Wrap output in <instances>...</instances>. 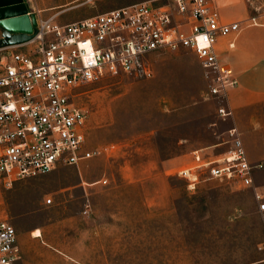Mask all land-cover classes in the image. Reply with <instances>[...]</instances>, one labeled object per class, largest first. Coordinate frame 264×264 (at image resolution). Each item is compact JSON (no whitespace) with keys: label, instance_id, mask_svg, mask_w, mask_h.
I'll return each instance as SVG.
<instances>
[{"label":"rangeland","instance_id":"1","mask_svg":"<svg viewBox=\"0 0 264 264\" xmlns=\"http://www.w3.org/2000/svg\"><path fill=\"white\" fill-rule=\"evenodd\" d=\"M139 2L167 0H25L60 24ZM152 65L150 79L109 76L77 91L88 112L87 148L100 155L1 189L18 234L15 264H264V211L254 190L264 195V169L254 188L202 179L190 189L178 175L194 150L227 151L234 127L251 162L263 161L264 99L223 120L191 50L153 54Z\"/></svg>","mask_w":264,"mask_h":264},{"label":"built area","instance_id":"2","mask_svg":"<svg viewBox=\"0 0 264 264\" xmlns=\"http://www.w3.org/2000/svg\"><path fill=\"white\" fill-rule=\"evenodd\" d=\"M243 1L253 14L234 22L222 20L217 0L139 2L68 24L58 23L57 15L44 19L28 10L36 19L34 39L0 47V191L17 180L49 174L59 166H78L100 155L87 148L88 112L76 104L77 91L109 76L150 79L153 54L191 50L207 84L206 96L220 101L219 117H233L229 91L239 80L220 59L218 43L262 25L264 19V0ZM30 44L34 46L28 52L12 51ZM228 135L227 151L207 157L194 150L180 169L178 175L190 189L202 179L254 188L255 172L264 169V160L250 161L237 127ZM254 190L264 211V195ZM20 258L17 230L0 203V264H15Z\"/></svg>","mask_w":264,"mask_h":264},{"label":"crops","instance_id":"3","mask_svg":"<svg viewBox=\"0 0 264 264\" xmlns=\"http://www.w3.org/2000/svg\"><path fill=\"white\" fill-rule=\"evenodd\" d=\"M217 6L226 22L240 21L249 16L243 0H217ZM230 8H235L236 13L227 17ZM230 43L234 44L233 48L229 47ZM217 49L220 59L234 69L239 80L238 87L229 91V106L239 115L254 100L264 99V23L220 39Z\"/></svg>","mask_w":264,"mask_h":264},{"label":"water","instance_id":"4","mask_svg":"<svg viewBox=\"0 0 264 264\" xmlns=\"http://www.w3.org/2000/svg\"><path fill=\"white\" fill-rule=\"evenodd\" d=\"M24 0H0V47H15L34 39L38 30L34 16L29 17Z\"/></svg>","mask_w":264,"mask_h":264},{"label":"bare ground","instance_id":"5","mask_svg":"<svg viewBox=\"0 0 264 264\" xmlns=\"http://www.w3.org/2000/svg\"><path fill=\"white\" fill-rule=\"evenodd\" d=\"M67 210V209H65ZM67 214V213H66ZM42 237V233L39 231V230H36L34 233H33V238H40Z\"/></svg>","mask_w":264,"mask_h":264}]
</instances>
